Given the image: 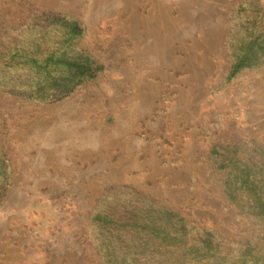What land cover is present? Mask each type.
<instances>
[{
    "label": "rangeland",
    "instance_id": "rangeland-1",
    "mask_svg": "<svg viewBox=\"0 0 264 264\" xmlns=\"http://www.w3.org/2000/svg\"><path fill=\"white\" fill-rule=\"evenodd\" d=\"M240 2L0 0L8 22L35 8L78 18L83 46L105 66L51 103L0 95V145L12 171L0 204L1 262L102 264L80 239L114 182L222 235L252 234L210 162L217 143L264 148V65L227 79Z\"/></svg>",
    "mask_w": 264,
    "mask_h": 264
},
{
    "label": "trees",
    "instance_id": "trees-1",
    "mask_svg": "<svg viewBox=\"0 0 264 264\" xmlns=\"http://www.w3.org/2000/svg\"><path fill=\"white\" fill-rule=\"evenodd\" d=\"M3 15L0 6V95L51 103L104 71L83 46L86 26L78 18L36 8L14 22ZM234 17L228 80L264 65V0H241ZM263 151L242 141L217 143L210 150L224 196L253 227L249 237L233 238L192 223L161 199L114 182L88 211L86 239L80 241L102 264H264ZM11 172L0 145V204Z\"/></svg>",
    "mask_w": 264,
    "mask_h": 264
}]
</instances>
